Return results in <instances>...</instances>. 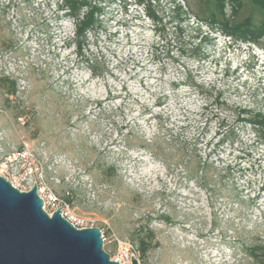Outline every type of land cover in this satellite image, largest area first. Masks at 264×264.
Returning <instances> with one entry per match:
<instances>
[{"label": "rangeland", "instance_id": "rangeland-1", "mask_svg": "<svg viewBox=\"0 0 264 264\" xmlns=\"http://www.w3.org/2000/svg\"><path fill=\"white\" fill-rule=\"evenodd\" d=\"M87 1L79 54L63 0H0L3 178L46 188L47 214L99 229L111 261L264 264V125L246 123L264 116V36L242 39L263 12Z\"/></svg>", "mask_w": 264, "mask_h": 264}, {"label": "water", "instance_id": "water-1", "mask_svg": "<svg viewBox=\"0 0 264 264\" xmlns=\"http://www.w3.org/2000/svg\"><path fill=\"white\" fill-rule=\"evenodd\" d=\"M102 248L99 229H76L60 208L49 216L35 183L20 192L0 176V264H120Z\"/></svg>", "mask_w": 264, "mask_h": 264}, {"label": "trees", "instance_id": "trees-1", "mask_svg": "<svg viewBox=\"0 0 264 264\" xmlns=\"http://www.w3.org/2000/svg\"><path fill=\"white\" fill-rule=\"evenodd\" d=\"M252 1L263 12L262 25L260 26V28L254 30H250L248 29V27H246L245 31L242 32V39H246L247 36L250 35H254L255 39L264 36V0H252ZM63 2L65 3V6L69 11V14L75 19H77L75 34H76V38L79 40V41L77 40V51L80 53L81 46L86 38V33L88 29H92L93 26H95L97 23V13L99 9L97 6L90 4L87 0H63ZM83 8H85V13L83 14L82 18L79 20L78 17ZM234 32H236V29H234ZM245 112L246 111H243V113ZM246 123L251 124L253 126L254 125L263 126L264 116L260 114L253 115L246 119ZM141 251L143 253L145 252L144 246L141 247ZM143 253L142 255H144ZM253 257L255 256L253 255Z\"/></svg>", "mask_w": 264, "mask_h": 264}, {"label": "built area", "instance_id": "built-area-1", "mask_svg": "<svg viewBox=\"0 0 264 264\" xmlns=\"http://www.w3.org/2000/svg\"><path fill=\"white\" fill-rule=\"evenodd\" d=\"M3 171H5V170H2L1 168H0V176L3 178V175H2V172ZM6 172V171H5ZM7 181V180H6ZM8 182V181H7ZM15 189H17V190H19L15 185H13V183H11V182H9ZM41 185H36V188H37V191H38V188L40 187ZM20 192H25V191H21V190H19ZM50 197V196H49ZM51 199H53V198H51ZM50 199V200H51ZM52 203H53V210H55L56 208H55V200H53L52 201ZM59 209V208H58ZM63 209V208H62ZM43 210H44V206H43ZM64 210V212L61 214V216L66 220V221H68L72 226H74L76 229H84V228H87V227H83V223L80 221V220H78V219H76V218H74V217H72V216H70L69 214H68V211L66 210V209H63ZM45 211V210H44ZM46 213H48L47 211H45ZM116 262H118V263H120V264H128V260L126 259V260H122V259H120V260H116ZM130 263H131V261H130Z\"/></svg>", "mask_w": 264, "mask_h": 264}, {"label": "bare ground", "instance_id": "bare-ground-1", "mask_svg": "<svg viewBox=\"0 0 264 264\" xmlns=\"http://www.w3.org/2000/svg\"><path fill=\"white\" fill-rule=\"evenodd\" d=\"M45 189H44V187L40 186L38 188L37 194H38V196L41 198V200L43 202L44 210L47 211V206L52 205L53 204L52 203V200H54V199L50 200V198L48 197V195H46L47 193H45ZM60 210H61V214H62L64 212V210L62 208H60ZM137 262H138V260H137ZM138 264H139V262H138Z\"/></svg>", "mask_w": 264, "mask_h": 264}]
</instances>
